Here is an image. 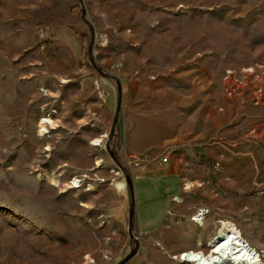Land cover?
I'll use <instances>...</instances> for the list:
<instances>
[{
  "label": "rangeland",
  "instance_id": "obj_1",
  "mask_svg": "<svg viewBox=\"0 0 264 264\" xmlns=\"http://www.w3.org/2000/svg\"><path fill=\"white\" fill-rule=\"evenodd\" d=\"M224 222L264 264V0H0V264H196Z\"/></svg>",
  "mask_w": 264,
  "mask_h": 264
},
{
  "label": "bare ground",
  "instance_id": "obj_2",
  "mask_svg": "<svg viewBox=\"0 0 264 264\" xmlns=\"http://www.w3.org/2000/svg\"><path fill=\"white\" fill-rule=\"evenodd\" d=\"M93 143L97 144L98 140ZM201 212L193 220H201L203 213ZM208 245L211 249L207 252L190 250L180 254L179 257L196 264H227V262H231V264H256L258 260L255 252L245 244L239 232L227 222L221 224Z\"/></svg>",
  "mask_w": 264,
  "mask_h": 264
},
{
  "label": "water",
  "instance_id": "obj_3",
  "mask_svg": "<svg viewBox=\"0 0 264 264\" xmlns=\"http://www.w3.org/2000/svg\"><path fill=\"white\" fill-rule=\"evenodd\" d=\"M92 64L95 66V68L98 69L97 65L94 63V61H92ZM127 184H128V187H129V192H130V196H131V199H132V203H133V199H134V193H133V188H132V185H131V182H130V179L127 177ZM133 212L131 211L130 212V216H129V226L131 225V222H132V215ZM131 255L127 256L121 263H118V264H123L125 263L129 258H130Z\"/></svg>",
  "mask_w": 264,
  "mask_h": 264
},
{
  "label": "crops",
  "instance_id": "obj_4",
  "mask_svg": "<svg viewBox=\"0 0 264 264\" xmlns=\"http://www.w3.org/2000/svg\"><path fill=\"white\" fill-rule=\"evenodd\" d=\"M119 186V185H118ZM119 188H120V186H119Z\"/></svg>",
  "mask_w": 264,
  "mask_h": 264
},
{
  "label": "built area",
  "instance_id": "obj_5",
  "mask_svg": "<svg viewBox=\"0 0 264 264\" xmlns=\"http://www.w3.org/2000/svg\"><path fill=\"white\" fill-rule=\"evenodd\" d=\"M163 160H165V159H163Z\"/></svg>",
  "mask_w": 264,
  "mask_h": 264
}]
</instances>
